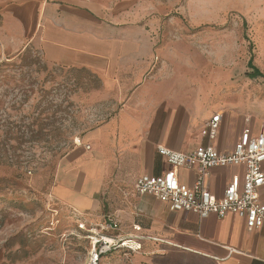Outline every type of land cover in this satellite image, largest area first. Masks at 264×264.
Masks as SVG:
<instances>
[{"label":"rangeland","instance_id":"obj_1","mask_svg":"<svg viewBox=\"0 0 264 264\" xmlns=\"http://www.w3.org/2000/svg\"><path fill=\"white\" fill-rule=\"evenodd\" d=\"M55 1L0 0V264H86L89 231L111 209L107 189L88 188L94 206L83 212L52 193L85 137L127 106L91 72L44 62L36 40ZM62 1L149 38L156 59L143 83L179 85L188 105L264 118V0ZM250 59L262 77H249Z\"/></svg>","mask_w":264,"mask_h":264},{"label":"crops","instance_id":"obj_2","mask_svg":"<svg viewBox=\"0 0 264 264\" xmlns=\"http://www.w3.org/2000/svg\"><path fill=\"white\" fill-rule=\"evenodd\" d=\"M36 42L48 66L91 72L108 93L121 95L127 105L118 119L85 137L86 152L66 166L65 180L52 192L60 202L83 212L94 206L88 188L110 190L111 209L103 223H117L125 236L134 234V226L140 227L139 235L144 237L140 251L125 257L107 255L100 264H264V223L249 231L245 219L234 214L201 218L192 212H173L134 190L137 178L161 176L169 170L158 147L175 152L207 147L231 152L242 134L264 133V118L188 105L184 99L190 93L183 94L179 85L167 91L147 85L156 59L149 38L133 37L130 27H111L98 13L80 5L62 0L46 4L43 37ZM217 113L221 114L219 130L210 140L201 132ZM176 171L181 184L193 185L195 169ZM243 173L242 166L212 168L205 185L221 198L232 177ZM259 200L264 205V186Z\"/></svg>","mask_w":264,"mask_h":264},{"label":"built area","instance_id":"obj_3","mask_svg":"<svg viewBox=\"0 0 264 264\" xmlns=\"http://www.w3.org/2000/svg\"><path fill=\"white\" fill-rule=\"evenodd\" d=\"M221 114L217 113L202 130L210 140L216 138ZM169 170L161 176H141L136 179L134 190L138 195H150L168 206L170 211H184L201 218L216 215L219 218L234 214L245 219L249 231L259 229L264 223V205L259 200V190L264 186V133L256 137L242 134L231 152H218L207 147L190 152H175L164 147L157 148ZM242 166V177H232L221 198L210 193L205 185L212 168ZM195 169L193 185L181 184L177 169ZM89 231L93 235L92 247L86 264H100L107 255L120 253L127 256L140 251L144 237L139 235L140 227L134 226L132 235L121 233L117 223L109 220ZM80 230H85L81 225ZM87 232V231H86ZM88 233V232H87Z\"/></svg>","mask_w":264,"mask_h":264},{"label":"trees","instance_id":"obj_4","mask_svg":"<svg viewBox=\"0 0 264 264\" xmlns=\"http://www.w3.org/2000/svg\"><path fill=\"white\" fill-rule=\"evenodd\" d=\"M248 66L252 69V73L249 75L251 79L262 77V74L257 70V68L253 67L251 59L249 60Z\"/></svg>","mask_w":264,"mask_h":264},{"label":"bare ground","instance_id":"obj_5","mask_svg":"<svg viewBox=\"0 0 264 264\" xmlns=\"http://www.w3.org/2000/svg\"><path fill=\"white\" fill-rule=\"evenodd\" d=\"M77 142H79V141H77Z\"/></svg>","mask_w":264,"mask_h":264}]
</instances>
